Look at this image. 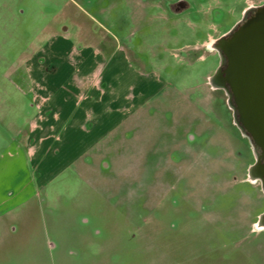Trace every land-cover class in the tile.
Instances as JSON below:
<instances>
[{
    "label": "rangeland",
    "instance_id": "obj_1",
    "mask_svg": "<svg viewBox=\"0 0 264 264\" xmlns=\"http://www.w3.org/2000/svg\"><path fill=\"white\" fill-rule=\"evenodd\" d=\"M245 3L0 0V196L13 198L0 215V264H264L254 150L209 82L220 63L211 45ZM51 37L55 50L65 37L101 51L118 110L96 113L84 137L49 139L36 172L25 142L38 115L29 62ZM96 59L70 56L81 71ZM135 71L162 83L127 116L120 83H141Z\"/></svg>",
    "mask_w": 264,
    "mask_h": 264
},
{
    "label": "crops",
    "instance_id": "obj_2",
    "mask_svg": "<svg viewBox=\"0 0 264 264\" xmlns=\"http://www.w3.org/2000/svg\"><path fill=\"white\" fill-rule=\"evenodd\" d=\"M53 37L46 41L43 48L37 49L36 53L30 56L29 62L33 81L35 79L34 83H31L32 89H34L32 100L38 115L36 121L31 124L32 131L28 134L25 142L28 144L26 153H28L36 172L45 159V154L50 153L52 146L48 145L49 139L60 133L67 138L72 133L71 130L78 131V134L84 137L97 128L96 113L104 111L111 115L118 110L115 108L117 99L114 96L118 83H112L108 78L103 77L102 65L105 61L101 51L94 49V52L90 54L88 51L85 52V49H76L65 37L61 38L68 46L63 47L65 51L55 50L54 47H51V41H54ZM72 55L75 59L78 58L76 63L80 62V65H83L89 56L97 57V59L93 68L86 64L84 71L79 68L73 70V63L70 60ZM66 57L68 58L66 59ZM76 67L78 66L76 65ZM88 68L89 70L86 71ZM135 72L138 77L143 78L141 83H120L126 84L127 91L122 99L126 105L123 109L127 116H130L135 106L139 108L148 101L147 95H149L150 87H156L162 83L161 79L155 75ZM63 73L65 76L59 82L60 75ZM127 116L126 118H128ZM125 120L123 119L119 124H113L108 130L109 133L117 129ZM29 138H33L32 142L28 140ZM97 142L95 140L90 145H96ZM64 144L63 142L62 146ZM60 149L58 148L56 151ZM90 149L91 147L83 146L80 151L85 152ZM20 153L19 149V152L15 154L17 160L20 159ZM14 195L16 193L11 197ZM0 197H2L0 198V215H3L9 212L10 208L6 206L9 201H12L9 199L13 198H6L3 195Z\"/></svg>",
    "mask_w": 264,
    "mask_h": 264
},
{
    "label": "water",
    "instance_id": "obj_3",
    "mask_svg": "<svg viewBox=\"0 0 264 264\" xmlns=\"http://www.w3.org/2000/svg\"><path fill=\"white\" fill-rule=\"evenodd\" d=\"M211 48L220 63L209 82L224 90L234 124L253 145L255 160L248 177L259 181L264 194V6L216 38ZM255 226L264 227V211Z\"/></svg>",
    "mask_w": 264,
    "mask_h": 264
},
{
    "label": "flooded vegetation",
    "instance_id": "obj_4",
    "mask_svg": "<svg viewBox=\"0 0 264 264\" xmlns=\"http://www.w3.org/2000/svg\"><path fill=\"white\" fill-rule=\"evenodd\" d=\"M258 6H264V0L258 2V3H254V2H251V0H246V3L243 7V13H242V16L241 18L237 21V23L235 25H238L240 23H242L243 21H245L247 18H249L252 14H253V10L254 8L258 7ZM173 11L177 12V10L180 8V6L177 5V3L171 5L170 7ZM234 25V26H235ZM233 28V27H232ZM231 30V29H230ZM229 30V31H230ZM229 31H225V32H222V33H219L216 38H219L221 36H225L228 34ZM212 52H217V51H212ZM240 132V130H239ZM241 136L247 140H249L246 136H244L241 132H240ZM250 142V141H249ZM251 144V143H250ZM251 146L253 147V145L251 144ZM9 194L13 195L11 192H8ZM257 220V219H256ZM255 220V221H256ZM255 223V222H254ZM253 224V223H252Z\"/></svg>",
    "mask_w": 264,
    "mask_h": 264
}]
</instances>
